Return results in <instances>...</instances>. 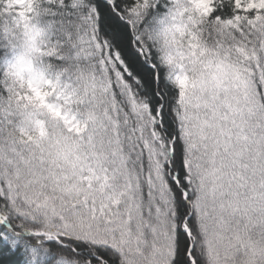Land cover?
I'll return each instance as SVG.
<instances>
[{
    "label": "snow or ice",
    "instance_id": "1",
    "mask_svg": "<svg viewBox=\"0 0 264 264\" xmlns=\"http://www.w3.org/2000/svg\"><path fill=\"white\" fill-rule=\"evenodd\" d=\"M0 264H264V0H0Z\"/></svg>",
    "mask_w": 264,
    "mask_h": 264
}]
</instances>
